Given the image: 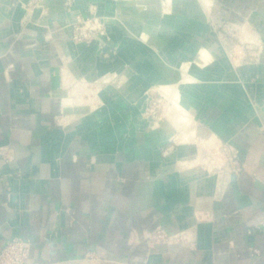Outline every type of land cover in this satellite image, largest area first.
Returning <instances> with one entry per match:
<instances>
[{"label": "crops", "instance_id": "1", "mask_svg": "<svg viewBox=\"0 0 264 264\" xmlns=\"http://www.w3.org/2000/svg\"><path fill=\"white\" fill-rule=\"evenodd\" d=\"M46 1L49 17L35 10L22 25L19 8L0 20V249L22 236L32 241L26 264H264V231L248 232L264 223V107L251 115L233 75L219 85L245 108H198L212 128L221 121L213 129L236 146L241 166L207 218H196L186 178L148 125L124 139L112 109L109 121L62 118L66 59L81 48L69 40L63 0ZM225 1L256 17L264 34V0ZM151 65L143 59L134 84L157 82ZM247 69L240 75L250 82ZM254 87L251 97L264 98V65ZM160 229L168 238L154 239Z\"/></svg>", "mask_w": 264, "mask_h": 264}, {"label": "rangeland", "instance_id": "2", "mask_svg": "<svg viewBox=\"0 0 264 264\" xmlns=\"http://www.w3.org/2000/svg\"><path fill=\"white\" fill-rule=\"evenodd\" d=\"M116 1L63 0L69 40L79 45L81 52L76 51V57L75 54L66 59L67 80H63L61 89L65 97L62 118L65 117L66 122H74L88 112V115L96 114L102 120L108 117L109 121L112 109L123 125L118 132L124 139L134 132L146 131L148 122L162 120L168 123V133L158 134L156 145L164 159L172 155L174 169L186 178L196 218H207L212 203L220 197L227 181L240 170L239 151L212 128L199 110L188 116L190 121L187 123L180 117L185 111L177 107L173 96L155 82L134 84L137 67H141L143 59L132 47L124 46V38L119 37L125 33V21L130 17L117 8ZM176 1L161 0V5L170 11L192 14L207 24V31L200 36L194 50L205 45L219 57L228 56L236 61L232 67L233 75L244 85L245 94L250 96L247 98L249 106L264 107V98L251 97L254 86L260 83V70L264 65V34L257 18L240 12L237 6L225 0ZM128 3L137 4L133 0ZM19 8L24 13L20 19L22 25L34 21L35 10L41 11V19L49 17L51 11L46 0H0V20L6 18L11 10ZM55 10L58 11L57 8ZM150 61L155 65L154 60ZM252 65H256L255 73L249 69ZM246 66L250 82L244 81L240 75ZM68 98L72 99L71 107L66 102ZM198 125H203L206 131L196 130ZM166 238L163 229L154 233L156 240Z\"/></svg>", "mask_w": 264, "mask_h": 264}, {"label": "bare ground", "instance_id": "3", "mask_svg": "<svg viewBox=\"0 0 264 264\" xmlns=\"http://www.w3.org/2000/svg\"><path fill=\"white\" fill-rule=\"evenodd\" d=\"M131 1H116L117 8L130 17L125 21V33H121L119 37L124 38V46L132 47L142 59L154 60L152 62L155 65L148 68L150 77L156 78L155 83L173 96L175 105L185 111L180 116L182 119L188 123V116L205 102L219 103L225 109L245 106L229 101L230 96L219 85L222 80L233 79L230 76L234 74L232 67L236 61L228 56L219 57L205 45L194 50L200 36L207 31L206 23L197 20L192 14L162 7L161 0H133L136 5L128 3ZM177 1L175 3L180 2ZM260 21L263 22L264 29V17ZM63 98L65 103V97ZM246 106L248 111H253L251 115H254V108ZM86 114L88 112L79 118L86 117ZM216 124L218 126H214L219 128L221 121ZM167 127L168 123L162 120L148 124V130L154 137L168 133ZM195 129L206 131L203 125H198ZM185 148L186 146L183 150Z\"/></svg>", "mask_w": 264, "mask_h": 264}, {"label": "built area", "instance_id": "4", "mask_svg": "<svg viewBox=\"0 0 264 264\" xmlns=\"http://www.w3.org/2000/svg\"><path fill=\"white\" fill-rule=\"evenodd\" d=\"M5 147H0V153L7 155ZM11 159V157H9ZM239 170V169H238ZM264 231V223L256 225L248 230L249 233ZM32 241L22 236L8 238L0 249V264H26L30 258ZM255 255L260 254V249L252 247Z\"/></svg>", "mask_w": 264, "mask_h": 264}]
</instances>
